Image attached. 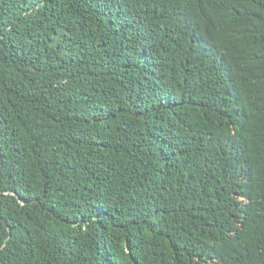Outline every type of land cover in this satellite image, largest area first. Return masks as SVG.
I'll use <instances>...</instances> for the list:
<instances>
[{
    "label": "trees",
    "instance_id": "16d2710c",
    "mask_svg": "<svg viewBox=\"0 0 264 264\" xmlns=\"http://www.w3.org/2000/svg\"><path fill=\"white\" fill-rule=\"evenodd\" d=\"M0 264H264V0H0Z\"/></svg>",
    "mask_w": 264,
    "mask_h": 264
}]
</instances>
